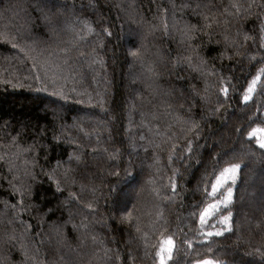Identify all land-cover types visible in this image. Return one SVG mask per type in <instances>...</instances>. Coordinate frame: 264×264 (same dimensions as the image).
Listing matches in <instances>:
<instances>
[{
    "label": "trees",
    "instance_id": "16d2710c",
    "mask_svg": "<svg viewBox=\"0 0 264 264\" xmlns=\"http://www.w3.org/2000/svg\"><path fill=\"white\" fill-rule=\"evenodd\" d=\"M261 69L264 0H0V264H264Z\"/></svg>",
    "mask_w": 264,
    "mask_h": 264
},
{
    "label": "snow or ice",
    "instance_id": "6c2138e0",
    "mask_svg": "<svg viewBox=\"0 0 264 264\" xmlns=\"http://www.w3.org/2000/svg\"><path fill=\"white\" fill-rule=\"evenodd\" d=\"M233 7H237V5H233ZM111 35V33H108ZM247 39V37H245ZM15 47V45H13ZM131 55L133 57L138 56V53L133 51L131 52ZM35 67V65H33ZM262 72H264V69H261ZM39 78V77H37ZM260 79L259 76H257L255 79L252 80V85L248 88V93L251 94L255 91V86L257 84V81ZM37 91H47L46 88L37 89ZM224 95L227 96L228 89L225 87L223 89ZM52 95H59L61 99H65L66 97L63 95V93H52ZM251 98L250 95H246L244 97L245 102H247ZM257 133L261 134V137L259 140H257L258 146L260 149H264V128H257L253 129L251 132L248 133L249 140H253L256 138ZM242 165L238 162L230 163L229 166L223 168L222 171L219 172L218 177L216 178L215 184L211 187V194L214 198H218V195L223 194L224 191H226V195H224L223 200H219L218 203H212L207 206V208L204 209V211L199 216V221L201 225H205L208 222V219L212 217L215 213L219 212L221 209V206L224 208H228V205L233 203L234 198V192L232 189V185L236 183L237 177L239 176V173L241 171ZM117 175H119L117 173ZM174 190V186H173ZM23 195V193H21ZM231 212L229 211L228 215L224 217V223L228 225V230H231V225L229 224V221L231 220ZM223 232H207V236H220ZM175 250V242L171 237H168L163 242V246L160 248V252L158 253L160 260L159 264H168L169 261L173 258V253ZM196 264H218L217 261L214 260H198Z\"/></svg>",
    "mask_w": 264,
    "mask_h": 264
},
{
    "label": "rangeland",
    "instance_id": "374dc122",
    "mask_svg": "<svg viewBox=\"0 0 264 264\" xmlns=\"http://www.w3.org/2000/svg\"><path fill=\"white\" fill-rule=\"evenodd\" d=\"M137 183H138V186H140V187L143 185L142 182L139 180L137 181ZM159 260H160V257H159ZM157 264H159V262ZM218 264H220V263H218Z\"/></svg>",
    "mask_w": 264,
    "mask_h": 264
}]
</instances>
